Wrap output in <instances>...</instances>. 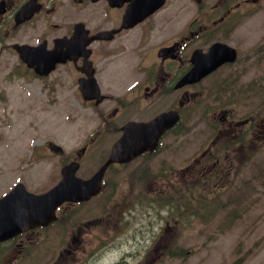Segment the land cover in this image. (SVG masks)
<instances>
[{
	"label": "flooded vegetation",
	"instance_id": "obj_1",
	"mask_svg": "<svg viewBox=\"0 0 264 264\" xmlns=\"http://www.w3.org/2000/svg\"><path fill=\"white\" fill-rule=\"evenodd\" d=\"M32 1L40 8L29 20L15 26V13L30 9ZM259 5L261 9L257 8ZM147 7L148 0H0V55L8 48L7 42L11 49L15 43L34 46L39 41L52 49L57 39H63L67 46L61 51L68 56L63 66L76 78L92 70L104 101H110L101 112L106 118L94 127L95 136H90L89 143L78 153L79 165L93 149L98 150L96 158L101 165L120 135L121 125L133 120L129 116L142 113L143 118L135 119L149 120L163 111L178 110V90L173 88L178 64L188 66L191 51L204 49L210 25L228 23L237 15L256 14L264 10V0H165L161 9L145 15ZM128 12L133 18H140L133 25L125 18ZM184 14L190 16V29L186 39L178 41V31L183 29L178 23ZM215 17L219 18L217 24ZM76 26L80 30L73 36ZM92 37L97 39L87 42ZM146 46L161 50L154 72L149 70L121 80L110 77L111 65L132 59L135 48ZM109 128L116 134L111 141L101 137ZM166 135L154 151L126 164L109 165L101 190L89 203L63 202L43 225L22 220L18 231L0 242V264H114L118 258L109 261L112 251L122 255L115 264H128L127 259L134 254L123 247L130 240L135 241L136 235L140 234L141 240L161 241L168 225L161 207L167 183H171L167 178L166 152L174 145L170 139L162 143ZM44 145L52 149L49 142ZM18 172L9 188L20 183L27 191L35 192L37 172ZM170 175L178 176L173 172ZM105 258L108 261L103 262Z\"/></svg>",
	"mask_w": 264,
	"mask_h": 264
},
{
	"label": "rangeland",
	"instance_id": "obj_2",
	"mask_svg": "<svg viewBox=\"0 0 264 264\" xmlns=\"http://www.w3.org/2000/svg\"><path fill=\"white\" fill-rule=\"evenodd\" d=\"M233 28L230 31L226 42L234 45L239 57L236 64L217 72L212 80H203L196 89L198 96L195 100L193 110H187L184 123L189 131L178 137V153L169 154L167 158L168 174L173 165L178 164V179L188 175L190 165L199 154L201 148H210L213 132L208 129V124L204 120L203 111L206 108L213 110L215 105L213 94L207 91V86L214 81L221 82L226 73L228 78H234L232 82L237 86L257 84L258 93L252 94L248 104H261L264 101V59H256V55L248 53L259 45L257 37L261 33L264 40V12L254 16H247L241 19H235ZM217 39V36L213 37ZM253 38V39H252ZM153 52V51H152ZM154 53V52H153ZM146 54H151V49H146ZM157 54V50H156ZM155 55V54H154ZM7 57L8 54H5ZM255 58V59H254ZM8 61V59H6ZM5 70H0V180L4 181L8 170L4 169V154H17L28 152V140L35 136L44 137L54 136L60 142H67L66 145L75 146L87 134L97 120L96 108L83 105L76 94L70 92V80L50 81V89L47 91V85L38 80H28L26 78H16L10 81L5 77ZM68 83L69 92L66 93ZM212 88V84H211ZM261 90V92H260ZM202 91V92H201ZM259 95V96H258ZM222 104L228 105L229 102ZM60 103V110H57V104ZM199 104V107L197 105ZM258 104V105H259ZM237 107V117L243 118L247 115L253 116L254 108L243 104ZM215 107V106H214ZM219 109V108H216ZM189 113L191 115L189 116ZM205 119L211 120L210 116ZM66 124L62 125L61 122ZM259 124L258 133L247 144L240 147V144L233 145L234 148L229 151L220 150L218 155L219 166L216 170L219 176L214 179H208L201 183V188L193 190L194 204L202 203L204 198L199 197L205 190L207 199H219L218 206L221 208L215 213L214 217L207 222L200 214L190 213L187 218L181 220L178 212V228L167 230L165 237L160 241H150V239L141 240V235H136L135 241L130 240L123 249L135 253V259L130 264H138L142 258V263L148 264V256L151 260L156 257L159 251L168 246L178 247L188 250L184 256H168L167 249L159 262L155 264H230L234 259L243 256L242 264H264V146H258L259 139L264 140V106L260 109V117L257 119ZM247 127V126H245ZM244 127V128H245ZM243 129V128H242ZM235 131V130H233ZM78 134H77V133ZM233 134L228 130H223L216 134L218 137ZM22 143L23 145H20ZM242 149L250 151L255 148L260 150L250 161L245 163L240 170H237L243 164V157H239L241 151L233 149ZM215 159L212 158V161ZM199 165V164H198ZM39 171L44 173L47 168L46 163H41ZM48 173V172H45ZM205 171H198L197 176L201 177ZM259 175V177H254ZM40 180V187L43 184ZM0 181V191L4 183ZM181 183L168 187L167 197L173 196V200L167 202L166 212L174 204L178 206V188ZM212 192L210 189L213 190ZM218 189V190H217ZM240 200L238 206L235 202ZM168 201V200H167ZM227 201L234 202L233 207ZM193 210H196L193 208ZM151 211H156L151 209ZM213 212V208L211 209ZM235 211L233 223L225 229H220V221L224 213ZM157 212V211H156ZM175 211L173 210V213ZM206 210L203 214L206 215ZM167 215V214H166ZM153 216V214L151 215ZM167 215V218H170ZM156 227L158 225H155ZM175 238L176 241L174 240ZM150 246V247H149ZM167 246V248H168ZM150 250H147V248ZM155 250V251H154ZM119 257V251H112L109 261L116 260ZM108 261L106 258L103 262ZM108 262H105L106 264ZM97 264V263H94ZM100 264V263H99Z\"/></svg>",
	"mask_w": 264,
	"mask_h": 264
},
{
	"label": "water",
	"instance_id": "obj_3",
	"mask_svg": "<svg viewBox=\"0 0 264 264\" xmlns=\"http://www.w3.org/2000/svg\"><path fill=\"white\" fill-rule=\"evenodd\" d=\"M207 58L208 60H201L197 64L194 63L193 68L182 78L178 86L194 82L225 61H233L235 54L232 49H228L225 45L214 44L210 48ZM158 129V125H151L150 123H130L125 128V132L121 139L115 145L109 161L114 159H117L118 161H125L128 157L137 153V151L143 150L153 138L157 137ZM100 174L101 171H99L96 175L98 176ZM97 180L98 178L96 177L93 182L96 184ZM92 185L93 183L88 190L91 189ZM58 197H62L61 192H59L56 196L57 199Z\"/></svg>",
	"mask_w": 264,
	"mask_h": 264
},
{
	"label": "trees",
	"instance_id": "obj_4",
	"mask_svg": "<svg viewBox=\"0 0 264 264\" xmlns=\"http://www.w3.org/2000/svg\"><path fill=\"white\" fill-rule=\"evenodd\" d=\"M180 204H184L187 207V205L184 202H178V207H180Z\"/></svg>",
	"mask_w": 264,
	"mask_h": 264
},
{
	"label": "bare ground",
	"instance_id": "obj_5",
	"mask_svg": "<svg viewBox=\"0 0 264 264\" xmlns=\"http://www.w3.org/2000/svg\"><path fill=\"white\" fill-rule=\"evenodd\" d=\"M253 39V38H252Z\"/></svg>",
	"mask_w": 264,
	"mask_h": 264
}]
</instances>
